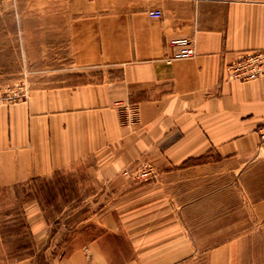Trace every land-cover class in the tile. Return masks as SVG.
<instances>
[{
	"label": "crops",
	"instance_id": "0c3cea01",
	"mask_svg": "<svg viewBox=\"0 0 264 264\" xmlns=\"http://www.w3.org/2000/svg\"><path fill=\"white\" fill-rule=\"evenodd\" d=\"M30 7L36 23L68 25L62 61L85 79L36 87L25 100L0 105V192L86 160L107 177L162 153L190 172L264 165L256 151L264 77L242 82L227 73L239 55L264 50V0H35ZM181 37L192 40L194 55L170 59L171 41ZM204 156L215 158L194 163ZM256 213L264 219V196ZM112 215H104L107 231L119 229ZM138 225H125L129 235ZM141 234L142 252L157 247L159 256L176 246L181 226L173 219ZM88 246V260L79 247L61 264H101V241ZM165 254L159 264L180 258ZM142 260L149 263V251Z\"/></svg>",
	"mask_w": 264,
	"mask_h": 264
},
{
	"label": "rangeland",
	"instance_id": "374dc122",
	"mask_svg": "<svg viewBox=\"0 0 264 264\" xmlns=\"http://www.w3.org/2000/svg\"><path fill=\"white\" fill-rule=\"evenodd\" d=\"M32 2L0 0V105L25 100L36 87L85 79L62 61L68 25L36 23ZM259 127L257 153L264 152ZM108 176L86 160L2 189L0 264L30 259L61 264L79 247L88 260L93 256L88 244L96 239L101 241V264H144L148 251L145 264H159L165 251L158 256L157 247H151L143 253L141 233L173 219L181 235L166 252L180 256L172 264H207L210 254L227 256V264H264V219L256 213L264 196V165L250 161L241 172L216 166L190 172L187 165L173 166L162 153L139 157ZM168 209L175 216L163 215ZM110 212L116 231L104 226ZM130 223L143 225L136 227L133 240L125 228Z\"/></svg>",
	"mask_w": 264,
	"mask_h": 264
},
{
	"label": "built area",
	"instance_id": "2783aa9c",
	"mask_svg": "<svg viewBox=\"0 0 264 264\" xmlns=\"http://www.w3.org/2000/svg\"><path fill=\"white\" fill-rule=\"evenodd\" d=\"M152 17H161L159 9L149 10ZM175 48L170 59L190 58L194 55V45L191 39L186 37L176 38L171 41ZM228 76L239 81H248L264 77V51H252L239 55L227 68ZM260 144L264 147V125L258 129Z\"/></svg>",
	"mask_w": 264,
	"mask_h": 264
}]
</instances>
